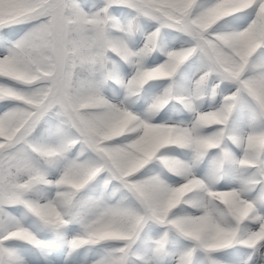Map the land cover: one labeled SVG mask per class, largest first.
<instances>
[{
    "label": "snow or ice",
    "instance_id": "6c2138e0",
    "mask_svg": "<svg viewBox=\"0 0 264 264\" xmlns=\"http://www.w3.org/2000/svg\"><path fill=\"white\" fill-rule=\"evenodd\" d=\"M0 264H264V0H0Z\"/></svg>",
    "mask_w": 264,
    "mask_h": 264
}]
</instances>
